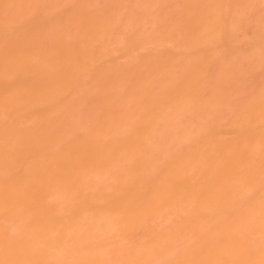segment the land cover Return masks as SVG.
<instances>
[{
    "label": "bare ground",
    "instance_id": "bare-ground-1",
    "mask_svg": "<svg viewBox=\"0 0 264 264\" xmlns=\"http://www.w3.org/2000/svg\"><path fill=\"white\" fill-rule=\"evenodd\" d=\"M0 264H264V0H0Z\"/></svg>",
    "mask_w": 264,
    "mask_h": 264
}]
</instances>
